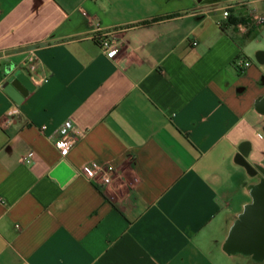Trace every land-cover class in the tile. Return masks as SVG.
I'll return each instance as SVG.
<instances>
[{"label": "crops", "instance_id": "obj_1", "mask_svg": "<svg viewBox=\"0 0 264 264\" xmlns=\"http://www.w3.org/2000/svg\"><path fill=\"white\" fill-rule=\"evenodd\" d=\"M239 1L0 0V264H264L232 244L264 222V0Z\"/></svg>", "mask_w": 264, "mask_h": 264}, {"label": "built area", "instance_id": "obj_2", "mask_svg": "<svg viewBox=\"0 0 264 264\" xmlns=\"http://www.w3.org/2000/svg\"><path fill=\"white\" fill-rule=\"evenodd\" d=\"M243 0L238 2L242 4ZM229 7L223 8V17L226 18L229 15ZM264 22V18L261 15L254 16V24L256 26L261 25ZM112 32H104L94 36L95 41L99 44L103 52L108 57H114L117 53L115 41L112 38ZM195 44V42H193ZM26 62L30 63L29 66V80L33 86H38L41 82H45L46 79L39 80L34 75L37 66V57L35 49L27 50ZM239 64L243 67L249 65L247 61L239 60ZM14 112H9L4 123L9 121V118ZM4 123H0V127H3ZM44 128V127H41ZM58 135L54 138L53 144L58 150L60 156H66L70 149L75 145L79 139L81 132L69 121L63 122L57 129ZM79 173L82 177L89 181L97 182L100 184H108L114 173V167L111 164H99L94 161H88L86 164L79 169Z\"/></svg>", "mask_w": 264, "mask_h": 264}, {"label": "water", "instance_id": "obj_3", "mask_svg": "<svg viewBox=\"0 0 264 264\" xmlns=\"http://www.w3.org/2000/svg\"><path fill=\"white\" fill-rule=\"evenodd\" d=\"M18 76L21 77L19 74ZM2 87L16 103H20L23 100V93L15 86L14 83L6 81L3 83ZM257 212L264 213V188L260 189L259 192V204L257 205ZM249 228L250 231L247 230L245 232H243V227L238 229L232 238V244L239 247H251L258 252H263L264 222L262 224L261 220L259 221L254 218L251 220Z\"/></svg>", "mask_w": 264, "mask_h": 264}]
</instances>
